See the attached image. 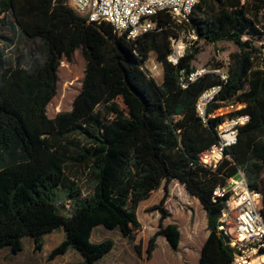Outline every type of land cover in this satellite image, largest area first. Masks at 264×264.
Instances as JSON below:
<instances>
[{
    "label": "trees",
    "instance_id": "trees-1",
    "mask_svg": "<svg viewBox=\"0 0 264 264\" xmlns=\"http://www.w3.org/2000/svg\"><path fill=\"white\" fill-rule=\"evenodd\" d=\"M68 1L0 0V251L17 254L26 237L41 251L44 235L63 229L66 240L48 262L72 248L85 264H97L115 246L112 239L91 241L103 226L118 230L142 256L138 208L159 189L164 195L149 209L160 214L159 229L147 258L159 236L178 251L180 226L164 223L175 179L207 213L209 236L199 263L232 264L230 240L218 230L224 204L214 192L242 172L264 205V46L254 44L264 34V0H201L188 20L154 16L157 28L135 40L119 36L111 23L80 17ZM183 34L194 40L174 65L172 38ZM220 41L238 47L229 62H211L227 69V82L209 73L183 89L181 71L196 69L199 43ZM77 50L86 61L81 91L70 111L51 118L47 107L57 94L60 59ZM151 54L162 66L160 83L146 69ZM215 85L222 89L208 113L236 102L243 108L235 114L250 121L212 169L200 155L218 143L223 118L205 125L196 104Z\"/></svg>",
    "mask_w": 264,
    "mask_h": 264
},
{
    "label": "built area",
    "instance_id": "built-area-1",
    "mask_svg": "<svg viewBox=\"0 0 264 264\" xmlns=\"http://www.w3.org/2000/svg\"><path fill=\"white\" fill-rule=\"evenodd\" d=\"M201 0H69V7L80 17L90 22H108L115 27L119 36L135 40L154 31L157 23L153 17L168 13L179 21L188 20L194 7ZM180 38H172V53L169 61L178 65L185 55V45ZM215 73L223 82L228 80L226 68H196L190 74L181 71L180 83L183 89L206 74ZM222 85L205 90L196 104L198 118L205 125L209 119L221 117L223 122L218 131V143L200 155L205 166L217 169L226 158V148L236 144L240 128L250 121L246 114H235L243 108L236 102L208 113V108L216 101ZM215 199H222L224 207L219 219L218 230L230 240L234 251L232 264H264V205L261 192L252 189L245 175L240 172L219 186L214 192Z\"/></svg>",
    "mask_w": 264,
    "mask_h": 264
},
{
    "label": "rangeland",
    "instance_id": "rangeland-1",
    "mask_svg": "<svg viewBox=\"0 0 264 264\" xmlns=\"http://www.w3.org/2000/svg\"><path fill=\"white\" fill-rule=\"evenodd\" d=\"M2 18V16H0ZM4 28L0 25V49L3 47V40L1 36L3 35ZM194 40L193 36H186V34L182 35L180 42L185 45V53L188 49L190 43ZM254 44L258 47L264 46V34L254 40ZM201 49L199 55L197 56V60L193 63L196 68L201 67H211V62H223L224 64L229 62L230 54L236 52L238 47L231 42L220 41L215 44H206L204 42L199 43L198 45ZM86 61L83 58L81 51L77 50L74 52V55L71 59L67 57H62L60 59V67L58 70V84H57V94L51 100L47 107V114L49 117L54 118L60 112L70 111L73 107V102L76 96L81 91L82 81L84 77ZM146 69L159 83L162 81L163 78V71L161 66L157 63L155 55L151 54L149 58ZM264 175V173H263ZM174 188L179 192L180 188L178 183L172 184ZM163 191V189H161ZM183 191V189L181 188ZM181 192H179V195ZM157 193L154 195V200H157ZM181 196V195H180ZM58 199L60 203H65L66 198L62 191H58ZM153 201H144L139 206V216L142 220L145 228L139 234L137 243L141 244L142 252L144 253L143 262L146 260L148 264H178L172 256L168 252L165 253L163 247L160 246V251L156 257V260L152 262H148L147 258V247L150 238L158 231L160 218L158 220L155 219V216H158V212H150L149 209L154 206L152 205ZM68 203V202H67ZM69 204V203H68ZM70 205V204H69ZM200 213L203 219L201 220V227H199L198 231L196 232V237L190 236L192 234V228L194 227V219L187 220L189 230L186 232V227L182 224L183 228V239H182V248L180 252L188 248H195L197 247L201 240L203 239L204 235L209 232L208 225H207V218L204 212L203 207L200 205ZM65 213H69V209L65 210ZM160 217V214H159ZM200 217V216H199ZM152 225L155 226L152 227ZM200 226V225H199ZM105 232L107 233L108 237H115L113 234V230L106 229L103 227ZM167 242V241H166ZM169 243L165 247H169ZM170 248V247H169ZM122 263L123 264H139L137 260H134L133 253L131 251H125L123 254ZM139 259V258H138ZM111 261V259H110ZM119 261H113L112 264H119ZM108 264V263H107ZM181 264H191L188 259L183 258Z\"/></svg>",
    "mask_w": 264,
    "mask_h": 264
},
{
    "label": "crops",
    "instance_id": "crops-1",
    "mask_svg": "<svg viewBox=\"0 0 264 264\" xmlns=\"http://www.w3.org/2000/svg\"><path fill=\"white\" fill-rule=\"evenodd\" d=\"M175 183H178L179 187L183 189V191L181 190V188L179 190V192H181V196L172 185ZM156 193L157 200H154L153 197ZM163 195L164 191L159 189L157 192H154L147 201L151 200L153 201L152 205H156L160 202ZM200 205L201 204L199 200L195 196L191 195L181 182L175 179L172 180L170 184V195L166 202V208L171 213V217L165 220V225L170 223L178 224L180 226L183 239L182 224L186 227V232H188L189 226L187 220L194 219V227L192 228V234L190 236L196 237V232L198 231L199 227L203 225L201 224V220L203 219V217L201 216V213L199 211ZM204 212L207 218V213L205 210ZM138 217L144 229L145 226L140 219L139 209ZM159 218V214L158 216H155L156 220H158ZM206 221L208 225V218ZM152 227L156 229L154 225H152ZM113 234H115V237H108L103 226H98L94 229L91 237L92 242L99 243L105 239H112L115 242L113 250L105 255L102 259H100L97 264H112L113 261H119V264H123L122 260H124L123 254L125 253V251H131L133 253L134 260H137L139 264H148L146 263V260L143 262L144 253H142V256H139L134 248V245L127 238H124L118 230H113ZM208 236L209 232L204 235L203 239L197 247L191 249L188 248L183 252H180L182 248V239L178 251H174L170 246V248L165 247V245H167V240L163 236H159L157 239V249L153 253L152 258L148 259V262L154 263L153 261L156 260L158 252L160 251V246H162L163 250H165V253L167 254L168 252H170L169 254L178 264H181L183 258L188 259L191 264H200L199 262L202 248ZM43 240L44 245L41 251L35 250L34 240L29 237H26L22 240V250L17 254L11 253L9 249L1 250L0 264H85L84 257L72 248H70L66 253L58 255L53 260L48 262L47 259L49 254L66 240V234L63 229H59L44 235ZM166 264L169 263L166 262Z\"/></svg>",
    "mask_w": 264,
    "mask_h": 264
},
{
    "label": "water",
    "instance_id": "water-1",
    "mask_svg": "<svg viewBox=\"0 0 264 264\" xmlns=\"http://www.w3.org/2000/svg\"><path fill=\"white\" fill-rule=\"evenodd\" d=\"M198 121H200V119H198Z\"/></svg>",
    "mask_w": 264,
    "mask_h": 264
}]
</instances>
